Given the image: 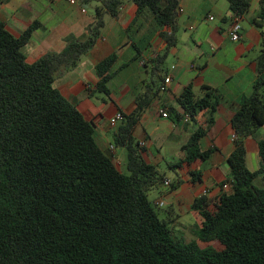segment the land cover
Listing matches in <instances>:
<instances>
[{
	"label": "trees",
	"instance_id": "obj_1",
	"mask_svg": "<svg viewBox=\"0 0 264 264\" xmlns=\"http://www.w3.org/2000/svg\"><path fill=\"white\" fill-rule=\"evenodd\" d=\"M127 2L137 16L149 13L166 44L154 72L162 73L166 53L177 44L176 0H103L86 40L70 42L59 54L29 65L22 54L39 26L19 37L0 22V264H264V141H257L258 169L246 167L245 140L264 127V35L257 58L258 79L230 119L233 152L227 160L229 178L217 198L201 197L192 210L201 219L197 243H183L160 220L148 194L163 185L154 166L142 158L133 132L151 98L122 115L114 141L126 151L123 175L97 147L93 126L61 97L54 83L74 71L100 38L104 18L116 19ZM234 17L244 16V0H226ZM264 25V0L253 24ZM113 54L95 68L96 91L108 95ZM161 79V78H160ZM197 97L188 87L176 100L181 110H165L180 123L217 106L215 91L203 88ZM212 124L211 119L205 123ZM207 129V127H206ZM204 128L191 135L181 151L183 164L206 162L212 151L200 152ZM191 183L201 174L192 172ZM228 189L223 191V186ZM175 189L171 187L170 190Z\"/></svg>",
	"mask_w": 264,
	"mask_h": 264
},
{
	"label": "crops",
	"instance_id": "obj_2",
	"mask_svg": "<svg viewBox=\"0 0 264 264\" xmlns=\"http://www.w3.org/2000/svg\"><path fill=\"white\" fill-rule=\"evenodd\" d=\"M101 1L76 0V5L71 6L68 0H0V22L14 37L34 23L39 24L22 50L26 63L32 65L45 55L61 53L70 42L86 40ZM176 1L177 44L166 53L161 74L154 72V62L165 54L166 44L160 34H168L169 29L159 30L147 12L137 16L136 7L127 2L116 19L104 18V28L94 47L74 71L60 77L53 86L93 126L97 147L118 171L126 161V151L117 148L114 141L122 122L112 128L109 121L117 114L129 116L139 101L152 97L133 138L147 164L156 169L165 164L176 179L171 181L163 175L169 187L161 185L153 189L150 203L155 207L157 202L163 206L168 202V223L164 222L174 236L191 240L190 232L179 223L187 217L200 228L201 219L192 210L194 201L201 197L217 199L222 194V182L229 178L227 160L233 152L229 123L242 101L252 94L258 79L256 61L262 50L264 25L261 23L259 29L253 24L261 0H244L249 9L244 16L237 17L240 41L234 43L229 38L234 16L226 0ZM84 9L85 14L81 12ZM209 17L214 21L209 22ZM113 54L117 60L110 72L113 77L107 85L109 94L103 95L96 91L95 68ZM167 78L169 83L165 85ZM188 87L197 97H202L203 88L215 91V98L211 99L218 103L215 111L211 115L201 112L193 121L180 123L163 118L168 108L181 114L176 100ZM209 119L212 124L206 126ZM198 128L205 130L199 143L200 152L212 151L209 159L175 169L184 158L181 149ZM257 141H264V127L245 140L246 167L250 172H255L259 165ZM192 172L201 174L200 182L191 183ZM173 186L175 189L170 190ZM192 240L188 243L206 247Z\"/></svg>",
	"mask_w": 264,
	"mask_h": 264
},
{
	"label": "rangeland",
	"instance_id": "obj_3",
	"mask_svg": "<svg viewBox=\"0 0 264 264\" xmlns=\"http://www.w3.org/2000/svg\"><path fill=\"white\" fill-rule=\"evenodd\" d=\"M158 172L161 176H165L167 179L171 180V181H175L176 179V175L175 173L172 171V170H169L166 168V165L165 164H161L159 167H158ZM123 175H127V171H126V161H123L122 163V166L119 170ZM149 195V201L151 202L152 200V195H150V193L148 194ZM168 210V202L163 206V208H155V212L157 213L158 217L160 220L162 221H165L166 223H168V220L166 218V212ZM195 223L193 220L187 218V217H184L182 219V222L179 223L180 226L182 228H184L185 231L187 232H190V236L192 237L191 240L192 241H196V233L198 231V228H199V225H196L195 227ZM169 226V225H168ZM170 228V226H169ZM177 239L181 240L180 239V236L177 235L175 236ZM191 240H187L185 239V237H183V239L181 240L183 243H188L190 242Z\"/></svg>",
	"mask_w": 264,
	"mask_h": 264
},
{
	"label": "built area",
	"instance_id": "obj_4",
	"mask_svg": "<svg viewBox=\"0 0 264 264\" xmlns=\"http://www.w3.org/2000/svg\"><path fill=\"white\" fill-rule=\"evenodd\" d=\"M68 3L71 5V6H75L76 5V0H68ZM81 12L83 13V14H85L86 13V11L85 10H81ZM208 21L209 22H213L214 21V18L213 17H209L208 18ZM240 32H241V27H240V25H239V23H238V20H237V17H234V20L232 21V24H231V26H230V29H229V38H230V40L232 41V42H234V43H237V42H239L240 41ZM263 75H264V73H263ZM169 83V79L167 78L165 81H164V84L166 85V84H168ZM162 117L163 118H166L167 117V114L166 113H163L162 114ZM185 121H188V117H186L185 119H184ZM122 121V114H117V115H115L110 121H109V125L112 127V128H114L119 122H121ZM165 187H169V183L168 182H164V184H163ZM228 189V185H225V186H223V188H222V190L223 191H225V190H227ZM155 207L156 208H163V203H159V202H157L156 204H155Z\"/></svg>",
	"mask_w": 264,
	"mask_h": 264
},
{
	"label": "water",
	"instance_id": "obj_5",
	"mask_svg": "<svg viewBox=\"0 0 264 264\" xmlns=\"http://www.w3.org/2000/svg\"><path fill=\"white\" fill-rule=\"evenodd\" d=\"M85 10V9H84Z\"/></svg>",
	"mask_w": 264,
	"mask_h": 264
}]
</instances>
